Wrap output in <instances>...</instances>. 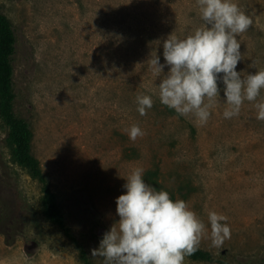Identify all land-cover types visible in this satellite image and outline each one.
Wrapping results in <instances>:
<instances>
[{
	"label": "rangeland",
	"instance_id": "obj_1",
	"mask_svg": "<svg viewBox=\"0 0 264 264\" xmlns=\"http://www.w3.org/2000/svg\"><path fill=\"white\" fill-rule=\"evenodd\" d=\"M233 2L252 21L237 37L236 70L246 78L264 70V0ZM0 6L16 36L14 112L30 124L32 154L94 264L103 259L91 250L118 222L115 200L137 168L205 225L209 212L227 217L231 238L213 247L206 228L198 248L228 264H264V121L254 106L264 90L225 119L218 81L206 123L170 116L160 103L158 85L169 67L157 72L151 60L157 55L164 64L171 34L183 39L204 27L197 0H0ZM143 95L153 106L140 115ZM134 125L143 135L133 141ZM7 131L0 119V176L26 216L14 245L0 235V264H82L45 216L40 183L13 160ZM12 190L1 191L11 197ZM184 264L217 263L186 256Z\"/></svg>",
	"mask_w": 264,
	"mask_h": 264
},
{
	"label": "clouds",
	"instance_id": "obj_2",
	"mask_svg": "<svg viewBox=\"0 0 264 264\" xmlns=\"http://www.w3.org/2000/svg\"><path fill=\"white\" fill-rule=\"evenodd\" d=\"M197 3L204 27L183 39L171 34L163 42L164 64L157 55L151 60L157 72L169 67L158 85L160 103L178 116L191 114L206 123L214 98L220 95L219 81L224 85L223 101L228 105L223 117L232 119L239 116L245 101H257L264 90V70L247 74L246 78L236 70L242 59L237 37L248 30L252 21L233 0ZM137 104L140 115H145L153 101L147 95L137 96ZM254 106L256 119L264 121V101ZM142 135L139 126L129 130L133 141ZM125 180V191L115 200L119 220L91 250V255L101 257L103 264H184L185 257L198 250L206 228H210L213 247L219 248L231 238L227 217L209 212L205 225L185 201L173 200L167 191L147 184L142 169H134Z\"/></svg>",
	"mask_w": 264,
	"mask_h": 264
},
{
	"label": "trees",
	"instance_id": "obj_3",
	"mask_svg": "<svg viewBox=\"0 0 264 264\" xmlns=\"http://www.w3.org/2000/svg\"><path fill=\"white\" fill-rule=\"evenodd\" d=\"M16 51V36L9 18L1 11L0 6V119L7 127L6 141L12 147L13 160L35 178L41 186L42 207L45 216L55 224L64 236L71 241L78 252L82 264H94L89 258L82 243L79 242L72 228L66 223L65 215L59 205L57 195L52 191L50 183L44 174L39 160L32 154L33 133L30 124L18 117L13 109L15 98L13 90V56ZM170 116L178 117L177 113L166 107ZM151 186L156 190L158 183L152 181ZM11 191L10 184L0 176V235L4 243L11 246L15 243L17 236L22 232L25 225L26 208L24 202L13 195L2 194L3 189ZM10 197V198H9ZM192 260L215 261L217 264H228L225 260L215 259L206 250H198L188 256Z\"/></svg>",
	"mask_w": 264,
	"mask_h": 264
},
{
	"label": "crops",
	"instance_id": "obj_4",
	"mask_svg": "<svg viewBox=\"0 0 264 264\" xmlns=\"http://www.w3.org/2000/svg\"><path fill=\"white\" fill-rule=\"evenodd\" d=\"M14 245V244H13ZM12 246V245H11Z\"/></svg>",
	"mask_w": 264,
	"mask_h": 264
}]
</instances>
